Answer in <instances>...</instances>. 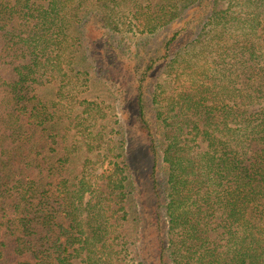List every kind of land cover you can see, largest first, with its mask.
<instances>
[{"label": "trees", "instance_id": "16d2710c", "mask_svg": "<svg viewBox=\"0 0 264 264\" xmlns=\"http://www.w3.org/2000/svg\"><path fill=\"white\" fill-rule=\"evenodd\" d=\"M227 1L0 0V264H264V0ZM215 15L216 85L159 92Z\"/></svg>", "mask_w": 264, "mask_h": 264}, {"label": "rangeland", "instance_id": "374dc122", "mask_svg": "<svg viewBox=\"0 0 264 264\" xmlns=\"http://www.w3.org/2000/svg\"><path fill=\"white\" fill-rule=\"evenodd\" d=\"M227 7L228 1L222 0L218 9L226 10ZM213 19V22L207 24L208 26L205 29V36L202 37L197 44L181 51L177 57L171 59V61L159 70L158 75L153 79V86H159V92L163 91L164 87L167 85V91L169 93L173 92L174 85H176V89L178 88L177 90H181V93L183 88L188 87L190 90L194 91V101L198 102V90L201 85H216V48H214L216 47V15ZM124 22L126 25L123 26L121 24V28L123 30L122 34H125V36H128L129 33H131L130 29L140 35L146 28V23L137 24L135 21H131L130 23L127 21ZM117 39L118 38H116V40ZM61 61L62 59L58 63L57 71L54 72V75L57 76V80L59 81L58 87L61 92V99H59L60 105L68 107V105L72 103L71 105L76 108L78 101L83 100L86 96H89L88 100L90 104L95 103L98 105L101 103L92 100V97L99 96L97 92L94 94L87 93L88 89H92L89 85H96L91 82V76L89 73L79 70V67H75L74 72L72 70L62 69L60 68ZM85 77L89 78L87 79L88 83L85 82ZM99 85L101 87L103 86L102 84ZM162 99L163 98H161V100ZM101 100L103 102L107 99L103 97ZM208 106H211V103L208 104ZM99 107L102 108V111L106 110L105 107H109V109L105 111V114L108 116L107 123L109 124V121L113 120V117L115 116L116 105L111 104L109 101L103 104L101 103ZM92 113L98 116L97 110L92 111ZM112 127L117 131V126L114 125ZM115 133L116 132L114 131L110 132L113 143L116 142V138H113ZM111 148L117 150L113 145H111ZM106 162L107 161H104V163L98 164L96 168L93 169L94 173L91 174V177L94 174L101 175V172L107 169V166H105Z\"/></svg>", "mask_w": 264, "mask_h": 264}]
</instances>
